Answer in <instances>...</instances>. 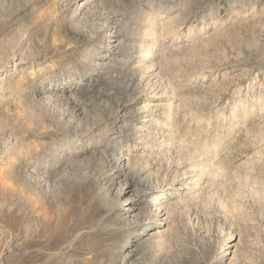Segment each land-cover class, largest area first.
Listing matches in <instances>:
<instances>
[{
    "label": "rangeland",
    "instance_id": "obj_1",
    "mask_svg": "<svg viewBox=\"0 0 264 264\" xmlns=\"http://www.w3.org/2000/svg\"><path fill=\"white\" fill-rule=\"evenodd\" d=\"M0 168V264H264V0H0Z\"/></svg>",
    "mask_w": 264,
    "mask_h": 264
},
{
    "label": "bare ground",
    "instance_id": "obj_2",
    "mask_svg": "<svg viewBox=\"0 0 264 264\" xmlns=\"http://www.w3.org/2000/svg\"><path fill=\"white\" fill-rule=\"evenodd\" d=\"M74 38V37H73ZM71 39V40H68L67 41V44H69V45H72V44H74V43H76V40L75 39ZM77 44V43H76ZM152 48H153V46L152 45H148L147 46V50L144 52V54H145V57L143 58V59H140V62L141 63H143V66H145V67H148L149 66V63L151 62V58H152V52H151V50H152ZM101 59V58H100ZM16 85H18L19 86V84H16ZM15 84H13L12 85V87H11V89H15V88H17L18 86H16ZM57 90V89H56ZM55 89H51V88H49V89H45V90H43V91H41V92H38L39 94V96L43 99V97H46V98H51L52 97V95L54 94H57V93H61V92H58V91H56ZM60 91H62V92H64V90H67L66 88H64V89H59ZM204 166V165H203ZM213 166V165H212ZM1 169V168H0ZM201 169V168H200ZM205 168H202L201 170H200V172H205V170H204ZM216 169V168H215ZM214 169V170H215ZM214 170H209V172H210V174H209V172L208 173H206V174H208L209 175V178L211 179L213 176H215L216 174H215V172H214ZM217 170V169H216ZM1 173H3V172H1ZM0 173V174H1ZM203 175V174H202ZM1 176V175H0ZM29 177V176H28ZM32 178V177H31ZM36 178V177H35ZM50 178V177H49ZM215 178V177H214ZM213 178V179H214ZM29 180H31L30 178H29ZM36 180V179H35ZM161 195V193H157V194H155V195H153L152 196V199H154V198H159V199H161V198H163L162 196H160ZM157 202H158V204H159V201H157V199L153 202V203H156L157 204ZM157 206H159V205H157ZM156 206V207H157ZM145 234V233H144Z\"/></svg>",
    "mask_w": 264,
    "mask_h": 264
}]
</instances>
